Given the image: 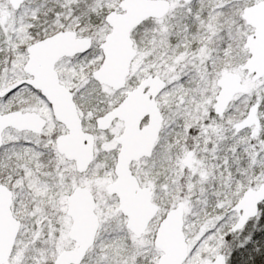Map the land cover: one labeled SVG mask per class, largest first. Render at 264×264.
I'll use <instances>...</instances> for the list:
<instances>
[{"label": "snow or ice", "instance_id": "snow-or-ice-1", "mask_svg": "<svg viewBox=\"0 0 264 264\" xmlns=\"http://www.w3.org/2000/svg\"><path fill=\"white\" fill-rule=\"evenodd\" d=\"M258 218L264 0H0V264H229Z\"/></svg>", "mask_w": 264, "mask_h": 264}, {"label": "rangeland", "instance_id": "rangeland-1", "mask_svg": "<svg viewBox=\"0 0 264 264\" xmlns=\"http://www.w3.org/2000/svg\"><path fill=\"white\" fill-rule=\"evenodd\" d=\"M260 220L261 218H258L257 220H255V222L250 224V225L255 224L256 231H264V227L261 225ZM249 231H251V228H247L244 233L231 234L229 237L226 238L228 241V247H227L226 252H228V256H229V264H233L234 260L237 259L236 258L237 253L238 254L244 253L245 250H248L249 248H254V247L258 249L257 246L260 243L258 239L252 241L251 243L248 242L246 234ZM241 245H246V246L241 247Z\"/></svg>", "mask_w": 264, "mask_h": 264}, {"label": "trees", "instance_id": "trees-1", "mask_svg": "<svg viewBox=\"0 0 264 264\" xmlns=\"http://www.w3.org/2000/svg\"><path fill=\"white\" fill-rule=\"evenodd\" d=\"M255 220L253 222H255ZM260 223L264 225V218H261ZM257 247L258 249L255 247L249 248L245 250L246 252L244 251V253L239 254L238 258L241 260L242 264H264V246H262L260 242ZM226 254L228 255V252H226Z\"/></svg>", "mask_w": 264, "mask_h": 264}, {"label": "flooded vegetation", "instance_id": "flooded-vegetation-1", "mask_svg": "<svg viewBox=\"0 0 264 264\" xmlns=\"http://www.w3.org/2000/svg\"><path fill=\"white\" fill-rule=\"evenodd\" d=\"M253 221H254V220H253ZM253 221H250L249 223L251 224ZM246 229H247V228H246ZM246 229H245V230H246Z\"/></svg>", "mask_w": 264, "mask_h": 264}, {"label": "water", "instance_id": "water-1", "mask_svg": "<svg viewBox=\"0 0 264 264\" xmlns=\"http://www.w3.org/2000/svg\"><path fill=\"white\" fill-rule=\"evenodd\" d=\"M255 220V219H254Z\"/></svg>", "mask_w": 264, "mask_h": 264}]
</instances>
